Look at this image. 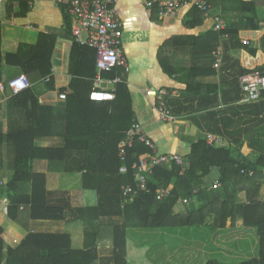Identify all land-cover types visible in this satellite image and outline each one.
I'll list each match as a JSON object with an SVG mask.
<instances>
[{
  "label": "trees",
  "instance_id": "16d2710c",
  "mask_svg": "<svg viewBox=\"0 0 264 264\" xmlns=\"http://www.w3.org/2000/svg\"><path fill=\"white\" fill-rule=\"evenodd\" d=\"M13 3L14 0L6 3L7 20L13 17ZM241 6L244 20L232 24L225 31L213 29L199 37H175L162 49L160 61L170 77L176 76L178 70L170 57L164 55L168 48L184 51L192 46L194 49L197 63L180 79L186 89L177 100H168V105L177 113L183 104L187 105V110L198 104L205 110V133L191 143L183 165L157 166L148 178L149 191L134 197H124L123 187L137 188L133 166L153 150L136 139L128 150L126 164L129 171L126 175L120 172L119 146L125 133L137 123L131 91L127 83L122 82L116 86L114 101L92 100V94L98 89L96 52L74 40L67 69L72 82L68 89H59L60 94L68 92L63 146L39 148L35 145L39 138L56 136L54 121L48 114L53 110L40 104L37 88L31 87L13 99L15 107L25 113L28 127L16 133L0 132V176L10 169L3 148L11 147L15 153L14 173L0 187V199L8 201V217L16 222L21 207L26 206L31 220L66 219V212L71 208L70 199L56 198L58 194L47 189V175L34 171L36 161L46 160L52 170L58 165V170L65 174L82 175L84 190L98 195L96 206L73 211L78 220L91 223L102 218L122 219L113 227L111 264H129L128 231L131 229L205 227L224 230L228 225L256 229L258 233V257L238 264H264V198H260L264 185V92L260 101L243 104L240 83V77L246 74L260 72L264 75V47L252 45L262 36L263 30L256 23L255 3L242 2ZM191 12L195 19L205 17L199 10L192 9ZM64 15L66 32L72 35V22L66 7ZM225 35L228 36L226 49L237 51L240 58L232 62V68L217 70L214 53ZM1 40L2 21L0 45ZM56 42V35H41L36 47L20 46L17 54H6V65L18 68L29 77L37 75L39 79H46L53 69ZM118 73L119 69H116L104 73L103 78L114 80ZM223 73L232 78L225 86L203 82ZM47 89L54 90L52 79ZM221 105L225 107L217 110ZM252 122L259 132L254 139ZM208 133L227 139L229 145L209 144ZM246 140L255 147V152L248 156L242 152ZM214 173L218 175L212 179ZM159 190H170V195L158 200ZM241 193H246V202L239 200ZM180 201L186 210L177 214L175 208ZM3 233L0 225V264H96L100 260L96 244L98 233L87 235L82 250L73 249L71 237L66 234H29L19 248H9L7 254L4 253ZM205 264L229 263L209 260Z\"/></svg>",
  "mask_w": 264,
  "mask_h": 264
},
{
  "label": "crops",
  "instance_id": "0c3cea01",
  "mask_svg": "<svg viewBox=\"0 0 264 264\" xmlns=\"http://www.w3.org/2000/svg\"><path fill=\"white\" fill-rule=\"evenodd\" d=\"M7 1L0 0V21H2L0 86L4 87V90H0V132L5 134L16 133L28 127L26 115L22 110L15 107L13 102L15 95L9 88V82L23 73L18 68L8 67L5 55L17 54L20 46L36 47L41 35H56L57 42L52 57L53 69L51 76L46 78L49 80L39 79L37 75L26 76L30 79L32 88H37L40 104L51 107L53 110L48 114L54 121L56 136L39 138L35 145L39 148L62 147L67 118V102L59 98V89H68L72 82V76L67 72V69L70 66V50L75 40L73 34L70 35L65 29V7L59 5L56 0H14L13 17L11 20H7L5 10ZM148 1L150 0H119V18L124 30V52L129 69L128 71L119 69L117 77H120L122 82L127 83L131 91L137 123L141 126L143 133L152 140L157 153L160 155H178L184 158L190 153L191 143L203 134L202 132L199 133V128L195 125L192 109L189 107L187 110V105L183 104L179 108L180 112L174 113L168 105L176 120L164 122L158 113L157 99L150 96L148 92L150 90H166L168 93L165 97L167 104L168 100H177L182 95L183 90L186 89V85L181 83L180 79L184 77L185 72L195 66L197 60L192 46L184 49V51L181 48H168V52L166 51L164 55L170 57L172 64L178 70L176 76L170 77L165 73L160 61L162 49L168 46V43L175 37H199L213 30L212 15L220 14L226 29L241 19L244 20L245 15L241 13L242 2H253L256 5V23L263 30V34L252 45L264 47V0H212L211 16H205L203 19H200L199 16L195 19L191 16V10H182L175 18L161 19L157 14V9L147 5ZM227 39H222L217 48V50L222 51L223 56L228 51L226 49ZM227 53H230L234 58L237 57L236 60L240 58L239 53L235 50H230ZM223 56L222 61L224 60ZM234 61L226 62L225 66L223 63L222 67L232 68ZM222 67L220 65L219 69ZM228 76V73H223L216 78L207 79L203 82L216 83L222 86L225 83L222 79H226ZM51 79L54 83L53 91L47 89ZM96 84L97 88H113L111 85H101L97 81ZM224 107L221 105L217 110ZM252 123L254 139L259 136V132L256 130L257 127L254 126V122ZM208 134L218 137L222 143L224 142V146L229 145L227 139L212 133ZM254 148L246 140L242 152L248 156L255 152ZM6 150L15 158L13 148H3L4 154ZM10 161L7 164L12 167L13 175V166ZM58 168L57 165L56 169L52 170L50 162L46 160L34 163L36 173L47 175L48 191L57 193L56 198L70 199L71 208L66 212V219L63 221L31 220L28 207L22 206L18 220L15 222L8 217V201L0 199V225L4 229V253L7 254L9 248H19L29 234H66L71 237L72 248L82 250L85 248L87 235L98 233L96 244L100 260L96 264H111L110 260L114 254L113 227L121 223L122 219L102 218L98 222L91 223L78 220L73 211L84 207H94L97 204L87 206V196L84 192H79L80 184L84 190L82 175L65 174ZM7 172L8 170L3 171L0 176L4 183L12 177V175L10 178L6 177ZM217 175L214 173L212 179L216 178ZM213 181L216 182V180ZM244 197L246 200H243ZM239 200L246 202V193H241ZM229 227L228 225L224 230L229 231ZM178 230L158 229L155 230L154 234L157 239L164 237L171 239L176 236L175 232ZM170 241L172 242V239L168 243ZM133 251H131L129 239V264L132 262L134 264H146L147 260L144 259V256L141 257L139 253ZM174 251L175 249L169 251L170 258ZM147 264L152 263L147 261Z\"/></svg>",
  "mask_w": 264,
  "mask_h": 264
},
{
  "label": "built area",
  "instance_id": "2783aa9c",
  "mask_svg": "<svg viewBox=\"0 0 264 264\" xmlns=\"http://www.w3.org/2000/svg\"><path fill=\"white\" fill-rule=\"evenodd\" d=\"M59 5L67 8L72 18V34L76 42L94 49L96 52L97 76L99 84L111 85L113 88L103 89L98 87L92 94V100L98 102H111L116 98V86L121 83L120 77L114 80H105L103 74L112 72L116 69L128 71V62L124 52V30L119 18V0H56ZM147 5L157 9V14L161 19L175 18L182 10H199L206 17L211 16L212 0H150ZM213 29L217 32L225 31V22L220 14L212 15ZM228 36H223L227 39ZM249 44L248 41H243ZM216 57L215 68L219 69L222 63L223 53L220 49L214 53ZM47 81L49 79H46ZM243 100L241 103H256L260 101L264 92V75L260 72L246 74L240 79ZM32 87L29 78L22 74L9 82V88L14 95H18ZM0 90H4L0 86ZM148 94L158 101V113L164 122H174L176 120L170 110L165 97L168 95L166 90H150ZM61 100L67 99V93L60 94ZM138 139L153 150L140 163L135 164V179L138 183L137 188L132 186L123 187L124 197H134L139 193L148 192V178L153 174L154 169L161 165L168 166L177 163L183 165L184 160L178 155H160L152 140L143 133L141 126L135 123L132 128L125 133V138L119 146V158L122 162L120 172L126 175L129 171L127 167L128 150L134 146ZM207 141L211 145L224 146L222 140L213 135L207 136ZM252 176L253 173L251 172ZM4 181L0 180V187ZM219 185V184H218ZM220 186V185H219ZM170 195V190H159L158 200H162ZM187 203V200L185 201Z\"/></svg>",
  "mask_w": 264,
  "mask_h": 264
},
{
  "label": "rangeland",
  "instance_id": "374dc122",
  "mask_svg": "<svg viewBox=\"0 0 264 264\" xmlns=\"http://www.w3.org/2000/svg\"><path fill=\"white\" fill-rule=\"evenodd\" d=\"M228 52V51H227ZM223 56L221 67L226 62L237 59L230 53ZM223 66V67H224ZM229 75V74H228ZM241 78V77H240ZM227 84L232 81L231 77L222 79ZM226 80V81H225ZM223 83V82H222ZM225 83L222 86H225ZM192 109L195 125L199 128V133H205L203 119L205 110L199 108L198 104ZM224 143V142H223ZM253 154V153H252ZM6 162L14 158L9 151L5 152ZM12 175V167L5 174L10 178ZM6 180V178H4ZM79 192H84L87 206L96 205L98 203V195L95 192L85 191L78 187ZM241 197V196H240ZM264 197V185L261 189L260 198ZM243 200H246L245 197ZM186 210L185 205L180 201L175 208L177 214H182ZM230 226V225H229ZM227 230H219L205 227H192L179 229L176 236L172 239H157L151 229H131L129 230V239L131 251L139 253L144 259L152 264H205L209 260H219L229 264H238L247 260L258 257L259 253V237L256 229L246 227L233 228ZM175 249L173 256L170 258L169 251ZM133 251V252H134ZM170 258V259H169ZM169 259V260H168ZM146 261V264H147ZM131 264H134L133 262Z\"/></svg>",
  "mask_w": 264,
  "mask_h": 264
}]
</instances>
